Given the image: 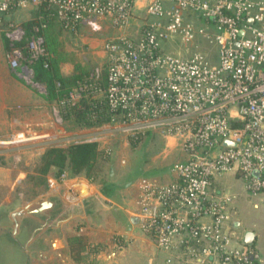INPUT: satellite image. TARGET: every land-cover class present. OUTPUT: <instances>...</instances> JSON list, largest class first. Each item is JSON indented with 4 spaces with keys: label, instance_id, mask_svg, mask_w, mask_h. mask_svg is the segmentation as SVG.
Listing matches in <instances>:
<instances>
[{
    "label": "built area",
    "instance_id": "obj_1",
    "mask_svg": "<svg viewBox=\"0 0 264 264\" xmlns=\"http://www.w3.org/2000/svg\"><path fill=\"white\" fill-rule=\"evenodd\" d=\"M28 5L44 7L68 35L102 38L107 84L93 75L70 93L69 105L104 101L111 114L104 126L115 125L108 131L179 142L184 160L174 165L175 180L140 184L138 223L156 248L178 246L189 264H259L252 246L236 242L233 198L216 180L239 175L264 204V0H0V16ZM2 17L0 40L11 42L6 60L41 87L31 65L48 55L44 37L16 46L25 32ZM173 37L194 51L168 53ZM31 139L21 131L6 143Z\"/></svg>",
    "mask_w": 264,
    "mask_h": 264
},
{
    "label": "crops",
    "instance_id": "obj_2",
    "mask_svg": "<svg viewBox=\"0 0 264 264\" xmlns=\"http://www.w3.org/2000/svg\"><path fill=\"white\" fill-rule=\"evenodd\" d=\"M37 9L33 5H28L18 8L15 12L11 11L6 17H0L4 19L3 22L7 21L4 24L18 23L17 21L25 23L36 18ZM6 51L7 42L2 38L0 40V160H12V144L6 142L12 136L13 121V125L17 126L16 132H27L32 138L24 144L25 147L40 145L39 158L42 162V157L48 149L67 148L65 144L52 146L55 143L54 134L61 136L59 138L61 142H65L66 138H63L62 132L52 124L45 112L41 113L40 123H27L25 120L24 123L21 122L22 118H32L30 106L38 96L21 81L18 71L10 67L6 60ZM20 106V112L12 113V109L16 111ZM100 128L90 129L93 137L77 144L91 143L96 139L99 140V149L104 150L107 142L103 132L106 130ZM150 138L162 139V148L165 152L181 157L180 161L184 160L179 142L175 138L163 139L157 135ZM57 141L58 138L56 143ZM136 147L132 146L133 149ZM1 161L0 218L4 220V224L0 229L8 230L9 235L12 236L10 243L12 253H7L3 263L127 264L133 252L157 249L153 238L144 233L138 223L137 202L140 197V184L143 179H150L160 184L171 183L175 180L174 165L179 160L170 169H164V175L158 170L159 178L150 176L149 165L143 164L139 159L122 160L124 168L121 172L115 166L117 163H114L112 169L101 174L95 182L79 176L70 177L67 172L60 174V170L56 167H51L44 175L43 162L40 169L24 175L21 170L15 171L12 166L8 167ZM116 162L120 160L116 158ZM141 165L144 169L140 168ZM25 180L38 182L40 189L39 187L37 191L27 189L24 186ZM216 186L233 198L229 212L236 242L239 245H246L245 233H254L252 247L260 256L259 264H264V232L261 233L256 225L239 220L236 206L240 198L246 196L249 204L256 209L264 208L261 198L251 197L246 192L245 183L239 175L232 174L219 178L216 180ZM31 193L34 196L24 201ZM95 247L99 251H95ZM160 252L166 255L167 264H189L186 262L187 255L178 246L171 251Z\"/></svg>",
    "mask_w": 264,
    "mask_h": 264
},
{
    "label": "rangeland",
    "instance_id": "obj_3",
    "mask_svg": "<svg viewBox=\"0 0 264 264\" xmlns=\"http://www.w3.org/2000/svg\"><path fill=\"white\" fill-rule=\"evenodd\" d=\"M17 22L18 23L15 22V25L22 28V24L24 23V21ZM53 35L58 39V45H56L58 53H52L53 58H59L60 56H62L67 60L60 64L61 71L64 76H69L76 72L77 64L82 67L79 72H84L88 76H96L97 74H99L100 76L104 75L106 71V57L101 51L102 38H86L82 36L75 37L64 32H60L57 28L56 30H54ZM20 42H23V40ZM165 47L167 48L166 51L174 56H179V54L185 55V52L187 50H190L192 52L194 51L192 47H186L181 42L179 37H173L171 40H169L168 44ZM22 48L25 49V47ZM22 66L25 65L22 64ZM20 79L27 87L30 88V90L34 92L35 95L38 96V98L36 97L37 99H34L30 106V113H32V118H22V123H24V120L27 123H40L41 113H47V116L52 124L55 127H58L59 131L62 132L61 135L63 136V138H66L65 142H61L59 139L61 138V136L54 134L53 140L55 141V143L52 144V146L65 144L67 148H69L70 146L76 145L79 142L93 137L90 132V129L92 128L83 127L82 124L77 122L76 117L64 119L60 116L59 106L57 105V103L49 102L46 100V92L44 86L40 87L38 85L36 86L33 84H29L24 78ZM20 111L21 106L18 107L16 111L12 109V113ZM114 126V124H107L106 126L103 125L101 128L103 130H106H104L105 132H103V134H105H102L103 136H107L106 142H109L106 148L110 147V150H112V156H114L113 158H115V164L117 163L115 166L120 172L124 168V162L122 160L136 161L137 159H139V161L143 164L147 163L149 165L148 170L150 171V176L159 178L160 172L158 170H161L163 172L164 169H170L176 161L181 160V157L179 158L174 154H169L164 151V148H162V139L156 140L149 138L147 141L144 139L141 142L137 143V147L133 149L132 146H130V144L132 143L131 140H127L117 132L108 131V129H106L108 127L114 129ZM16 127L17 126L13 125L12 121V136L18 133L16 132L18 131L16 130ZM57 138L58 141L56 143ZM24 144L19 145L12 143V160L0 161L5 165L7 164L8 167L12 166L15 171L21 170L25 175L40 169L43 166V163L39 158V153L41 150L40 145L37 144L35 147H25ZM116 158L119 159L120 162H116ZM140 168L144 169L143 165H141ZM15 173L19 174V172ZM164 174L165 172H163V175ZM24 186H26L27 189H33L34 191L40 189V184H38V182H35L34 180H29L27 182L25 180ZM37 187H39V189ZM33 196L34 194H29L27 200L24 201L30 200ZM236 206L238 210L237 218L239 220L243 221L244 223H249L250 225H256L261 233L264 232L263 207H259L258 209H256L252 204H249V199L246 196L240 198ZM3 224L4 220L0 218V226H2ZM10 243H12V236L9 235L8 230L5 231V229H0V264H5L3 262H5L7 253H12V246L10 245ZM258 245H260V243ZM139 251L133 252L132 257L130 256L129 262L127 264H131L132 262L135 264H167L166 255L164 254V252L158 251V249L150 248V250ZM37 264H40V262Z\"/></svg>",
    "mask_w": 264,
    "mask_h": 264
},
{
    "label": "trees",
    "instance_id": "obj_4",
    "mask_svg": "<svg viewBox=\"0 0 264 264\" xmlns=\"http://www.w3.org/2000/svg\"><path fill=\"white\" fill-rule=\"evenodd\" d=\"M10 24L12 23L9 22L5 25L9 26ZM36 28L39 29V33L36 32ZM56 28L63 32L53 18H50L45 8L39 7L36 12V18L23 23L22 29L25 32V38L23 42L16 43V46L25 47L27 41L32 37L43 36L48 55L38 58L31 65L34 71V82L45 87L46 100L57 103L60 116L64 119L76 117L77 122L82 124L83 127H102L111 120V114L104 101L83 98L74 106L69 105L67 102L70 93L79 84L89 82L92 76L79 72L82 69L79 64L76 66V72L72 75H63L60 64L67 60L62 56L59 58H53L52 56V53H58L56 49L58 39L53 35ZM3 38L7 42V50L10 49V40L6 37ZM24 53L30 59L31 54L29 51L24 50ZM99 84L106 86V71L104 75L100 76ZM141 141L132 140L131 145L136 147L137 143ZM113 157L112 154L107 153L105 150H100L97 143H81L70 146L67 149L50 148L42 157V162L44 163L42 173L45 175L51 167H56L60 170V174L67 172L70 177L79 176L95 182L101 174L112 169L115 163V158ZM94 249L99 251L97 247Z\"/></svg>",
    "mask_w": 264,
    "mask_h": 264
},
{
    "label": "water",
    "instance_id": "obj_5",
    "mask_svg": "<svg viewBox=\"0 0 264 264\" xmlns=\"http://www.w3.org/2000/svg\"><path fill=\"white\" fill-rule=\"evenodd\" d=\"M227 145H231L230 142H226ZM255 235L252 232H246L244 237V243L248 246L254 245Z\"/></svg>",
    "mask_w": 264,
    "mask_h": 264
}]
</instances>
